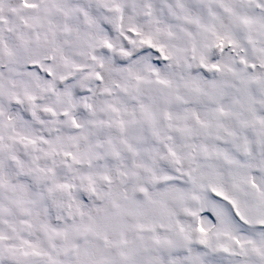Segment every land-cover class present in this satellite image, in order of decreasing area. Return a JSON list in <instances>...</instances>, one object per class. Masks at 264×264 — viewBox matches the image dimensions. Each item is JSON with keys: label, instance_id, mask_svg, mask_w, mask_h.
I'll use <instances>...</instances> for the list:
<instances>
[{"label": "snow or ice", "instance_id": "6c2138e0", "mask_svg": "<svg viewBox=\"0 0 264 264\" xmlns=\"http://www.w3.org/2000/svg\"><path fill=\"white\" fill-rule=\"evenodd\" d=\"M0 264H264V0H0Z\"/></svg>", "mask_w": 264, "mask_h": 264}]
</instances>
